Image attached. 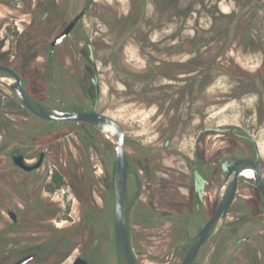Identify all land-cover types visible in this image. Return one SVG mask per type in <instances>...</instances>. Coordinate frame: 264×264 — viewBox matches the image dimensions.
<instances>
[{"label":"rangeland","instance_id":"obj_1","mask_svg":"<svg viewBox=\"0 0 264 264\" xmlns=\"http://www.w3.org/2000/svg\"><path fill=\"white\" fill-rule=\"evenodd\" d=\"M88 1L0 0V60L16 66L42 102L62 109L93 108L97 74L96 108L124 126L128 154L143 181L132 214L137 251L145 264H176L178 245L216 208L226 175L217 156L251 151L244 138L251 135L264 172V0H92L52 52V40ZM0 104L6 110L0 111V145L87 139L102 146L103 168L116 157L111 140L90 126L35 117L1 84ZM206 128L209 137L203 133L196 140ZM71 148L84 156L81 143ZM212 150L210 190L200 205L190 188L192 164ZM10 160L7 150L0 152V204L4 198L7 206L0 208V229L14 235L7 209H15V181L1 168ZM132 188L133 198L137 181ZM81 211L72 199L70 220ZM97 216L85 226L86 240L99 235L109 246L102 264H117L111 248L114 201L103 197ZM153 218L166 223L146 227ZM207 258L209 264H264V198L247 183H240L200 262Z\"/></svg>","mask_w":264,"mask_h":264},{"label":"flooded vegetation","instance_id":"obj_2","mask_svg":"<svg viewBox=\"0 0 264 264\" xmlns=\"http://www.w3.org/2000/svg\"><path fill=\"white\" fill-rule=\"evenodd\" d=\"M89 3L90 5L87 8L86 12L90 8L92 0H89L86 3L83 10L86 8L87 4ZM86 12L84 13V15L86 14ZM73 19H71L69 22L63 25V27L60 29L59 33L55 36V38L63 30L66 29V27L72 22ZM80 19L76 22V24L68 33V35L72 32V30L78 24ZM68 35H66V37ZM55 38L51 42L52 52L55 51L57 45V44L52 45ZM0 62L14 68L21 75L25 87L31 93V91L27 87L23 73L16 66L10 63L1 60ZM95 79L97 80V74H95ZM96 80H95V92L97 96L96 101L98 102L100 95V84L98 91V86H97L98 82H96ZM0 84L3 86V88L8 89L13 94L15 99L26 110H28L26 106L23 104V102L20 100V98L17 96V94L8 85H6L3 82H0ZM37 99L41 101L39 98ZM97 102L95 103L93 108H85V109L71 108L64 110H77V111L95 110L100 112L96 108ZM44 104L48 106H52L46 103ZM2 109H4V107L1 106L0 104V111L4 112L5 114L6 110L5 109L2 110ZM28 112L31 115L38 117L33 113H31L29 110ZM43 120L52 121L46 119ZM53 122H66V121H53ZM69 122H76L85 126H90L95 131L99 132L107 139H109L99 128H97L95 125L91 123L83 122V121H69ZM209 131L210 130L208 128L201 130L198 136H196V140H198L203 133H205V135L209 137L211 133V132L209 133ZM211 131L214 132V130L212 129ZM215 131L216 133H223L224 131H228V129L216 128ZM244 138H246L252 144L253 149L246 153H238L239 155L237 156L230 154L229 157H226L225 153L220 152L221 154L217 156V164L220 165L221 170L227 173L226 171L227 164L234 162L237 158L251 157L253 159L259 158L260 167L263 172L262 158L258 143L256 142L255 138H253V136L251 135H246L244 136ZM73 143L74 144L81 143V145H83V148L80 149H82V151L84 152V156H80L79 158L77 155L72 154L73 150L71 148V144ZM16 145L17 147L15 146L16 148L14 149H9L10 148L9 143L0 145V152L7 150L10 154L11 160L7 161L5 164H2L1 168L4 169L3 171H7L4 173H7V176L10 180L13 179L15 181V192H16V200L14 204L15 209L10 207L7 209L8 214L12 219V225L14 226V230H13L14 235H11L12 231L0 229V264H102L101 261L102 255L104 254V252L109 251L108 250L109 246L108 245L103 246L100 240V236L96 234L95 236L93 235L92 239L89 242H87L84 229L87 223L93 222V219L95 220L98 217L97 215H99V209L101 208L103 197L105 198V201L106 200L114 201V218H113L114 241L111 248L112 250H115L117 264H122L117 253V246L115 240L116 157L114 160L110 158V161L105 159L106 168H103L104 166H103V158H102L103 156L102 146L98 142H93L87 139L79 140L77 142L74 140H54L48 146H41V145L36 146L35 143H29L26 148L23 147V144L21 143ZM67 151L69 154H67ZM126 152L130 166L132 168V171L129 174V181H128V201L130 205L128 232H129L131 246L133 248L136 257L139 259L141 264H145L143 259H141L139 252L137 251L136 230L133 227V221H132V214L134 211V207L136 205V200L140 197L143 181L141 175L135 169L130 155L128 154L127 135H126ZM18 155L23 156V163L25 165L31 166L38 162H40V164L36 168L27 169L26 167L16 162L15 156ZM205 155L206 158L205 157L198 158V156H195L192 164V177H191L192 182L190 188L195 195V199L197 200V202H199L200 205L202 203V200L205 198V193H209L210 182L207 175L209 173V169L214 164L213 150L211 151L210 154L208 152V154ZM85 160L86 163H84ZM103 172H105V177H106L105 179H103V174H102ZM57 176H62V181L60 184H58L55 181V177ZM246 179L251 180L255 186V181L253 180V178H248L243 175H241L240 177L239 186L241 182H245L249 185ZM103 181L105 182V192L102 189ZM136 181L138 182V186L140 187V189L138 190L136 196L132 198L131 197L132 189H133L132 187L135 185ZM175 184L178 185L179 183L176 182ZM0 185H3L4 188L2 187V189H5L3 182L2 183L0 182ZM239 186H238V190H239ZM65 187H67V189ZM250 188L255 190L262 198H264V196L261 194V192L257 189L256 186L255 188L250 186ZM72 199H73V203H77L78 207L80 206V209L82 210L81 211L82 215L81 216L79 215V217L75 218L73 221L70 220L67 214V210H69ZM3 200L5 199L2 198V202L4 206L2 205L1 202L0 208L6 210L7 206L5 201ZM235 200L230 207L228 215L233 208ZM34 210H36L37 212L32 213V211ZM11 211L14 212V216L10 214ZM210 217H208L204 222H201L197 225L196 230L191 235V237L186 241L185 244L178 245V250L181 253H180V260L176 264H180L182 262L192 238L205 225V223L208 221ZM170 219H175V218L173 217ZM148 221L149 222L146 223V227H151V228L157 226L161 227L165 225L166 218H163L162 220H156L155 218H153ZM224 224L222 225L219 232L215 236H213L210 240L206 241L200 247V250L198 251V254L196 255L192 264H204L202 261L200 262L203 249L215 237H217V235L222 230ZM78 259L81 260L79 263H76ZM205 264H209L208 258ZM227 264H237V263H233L230 260H228Z\"/></svg>","mask_w":264,"mask_h":264},{"label":"water","instance_id":"obj_3","mask_svg":"<svg viewBox=\"0 0 264 264\" xmlns=\"http://www.w3.org/2000/svg\"><path fill=\"white\" fill-rule=\"evenodd\" d=\"M90 3L78 14L72 22L53 41L52 45L60 43L71 31L76 22L84 15ZM0 82L8 85L20 98L26 108L34 115L52 121H83L95 125L114 144L116 149L115 163V240L117 253L122 264H141L131 246L128 220L130 205L128 201V181L132 168L126 152V131L124 126L116 118L98 111H77L64 110L48 106L39 101L25 87L21 75L11 66L0 62ZM99 91V83H97ZM18 164L33 169L39 166L40 162L34 165H25L23 156H15ZM252 167L255 172L253 180L255 186L264 196V175L260 167L259 158L253 159L237 158L234 162L227 164L224 185L220 190L217 206L214 214L208 219L205 225L192 238L186 254L180 264H192L200 247L213 236H215L224 224L231 205L233 204L238 191L239 180L243 171ZM14 216V212H10ZM78 259L76 263H79Z\"/></svg>","mask_w":264,"mask_h":264},{"label":"bare ground","instance_id":"obj_4","mask_svg":"<svg viewBox=\"0 0 264 264\" xmlns=\"http://www.w3.org/2000/svg\"><path fill=\"white\" fill-rule=\"evenodd\" d=\"M243 176L248 178H253L255 176L254 169L252 167H248L243 171Z\"/></svg>","mask_w":264,"mask_h":264},{"label":"trees","instance_id":"obj_5","mask_svg":"<svg viewBox=\"0 0 264 264\" xmlns=\"http://www.w3.org/2000/svg\"><path fill=\"white\" fill-rule=\"evenodd\" d=\"M232 155H239L238 153H232ZM55 181L58 183V184H60L61 183V181H62V176H57V177H55ZM246 181L249 183V185L251 186V187H253V188H255V186H254V183L251 181V180H248V179H246Z\"/></svg>","mask_w":264,"mask_h":264}]
</instances>
